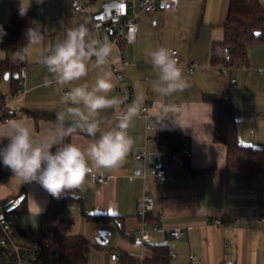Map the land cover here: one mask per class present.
Segmentation results:
<instances>
[{
	"label": "crops",
	"instance_id": "1",
	"mask_svg": "<svg viewBox=\"0 0 264 264\" xmlns=\"http://www.w3.org/2000/svg\"><path fill=\"white\" fill-rule=\"evenodd\" d=\"M83 1L90 4L91 11H96L100 2L105 0ZM229 1L218 0L219 24L208 21L205 26L217 27L221 32L211 35L210 39L207 37L202 46L195 47L192 55L184 54L171 45L168 47L178 51L179 65L190 83V87L182 92L163 98L157 95L151 87L157 73L150 67L147 57L149 50L163 45L164 36H160V44H157L158 40L154 39L157 31L152 25L158 26L162 19L164 30L169 16L180 17L183 13L181 2L176 11L156 10L142 14L148 17L143 27L139 25L138 41L121 46L129 62L128 66L122 68L125 74L123 88L132 89L134 93L127 104L134 100L142 102L141 116L129 129L135 141L134 147L119 169L98 170L86 179L82 188L74 190L78 201L65 208L61 219L51 226L63 235L81 234L90 242L88 264H118L112 260V254L141 260V246L136 235L135 239L124 235L122 228L126 234L130 232L132 235L140 230L139 203L145 194L154 199L151 218L157 220L158 226L185 230L179 240L168 239L160 233L153 234L149 246H165L171 254H177L175 258H168L166 264H264V225L257 223V217L264 214V173L227 169V148L215 142L213 108L204 100L206 95H220L229 91L231 101L239 111V142L264 156V43L252 45L248 50V62L239 63L232 69L235 82H231L211 61L212 44L224 39L221 25L226 18ZM260 2L264 4V0ZM71 3L72 0H45L42 5H37L33 0L32 20L35 25L43 27L44 35L39 44L28 45L31 56L24 63L26 84L21 86L18 78L14 77L18 71L10 74L8 80L0 76V102L3 99L8 102L11 120L23 121L38 144L49 142L59 133L57 121L44 118L43 114L56 116L58 111L63 110L60 103L62 90L43 85L50 74L39 63L41 51L63 39L67 29L75 27L78 18L89 21L86 16L71 15ZM18 4L19 0L0 2V25L4 27L9 24L10 10L18 7ZM106 38L110 41L109 34ZM177 40L180 46H184L190 41V36L182 32ZM4 58L5 52L0 46V60ZM119 62V51L115 49L112 63ZM192 62L197 64V68L189 76L187 69ZM99 74L98 69L89 65V74L84 79L91 84ZM18 87L22 95L10 99ZM109 95L122 98L117 87ZM147 105L148 111L144 112L143 108ZM164 112L168 113L169 122H164ZM112 115L111 109L101 113L105 121L111 120ZM149 125L154 129L148 130ZM106 129L107 125L102 126V130ZM164 129H173L183 137L181 147L189 155L191 168L177 167L171 162L167 154L168 142L162 135ZM8 131L6 123L0 122V136ZM65 142L86 147L93 141L87 134L77 132L65 138ZM7 143V138H4L0 147ZM139 151H146L149 158L146 161L138 160L135 155ZM153 155L158 156L159 168L167 175L163 185H157L151 176L142 178L134 175L136 169L156 167L152 161ZM3 170L0 202L23 192L28 195L24 205L14 215L15 228L40 230L41 217L48 209L51 194L38 182L22 184L9 168L4 166ZM99 176L107 177L108 183L99 184ZM100 216L110 219H92ZM215 220H221L222 224L214 225ZM192 255L196 257V262L191 260ZM46 260L48 264H59V256L56 255H49Z\"/></svg>",
	"mask_w": 264,
	"mask_h": 264
},
{
	"label": "clouds",
	"instance_id": "2",
	"mask_svg": "<svg viewBox=\"0 0 264 264\" xmlns=\"http://www.w3.org/2000/svg\"><path fill=\"white\" fill-rule=\"evenodd\" d=\"M44 2L35 0L37 5ZM32 3L33 0H19V16H27ZM6 35L0 25V43ZM26 35L29 44H39L43 39L40 29L35 27L29 28ZM114 50L115 45L107 38L99 39L86 24H79L67 29L63 39L41 51L39 63L50 74L43 85L62 90L63 110L56 113L58 135L44 144L34 141L30 128L23 121L6 122L9 131L0 136V143L4 138L8 143L0 147V161L22 184L38 182L59 198L66 190L82 188L96 171L117 170L124 164L135 143L129 129L141 116L142 102L134 100L126 105L127 96L109 95L120 80L112 70ZM30 56L27 46L11 53L13 61H24ZM147 57L150 67L157 73L151 83L152 90L161 98L190 87L174 51L158 46L149 50ZM89 65L100 73L91 84L84 79L89 74ZM79 81L84 82L77 84ZM161 108L163 112L164 106ZM108 109L113 115L111 120L105 121L101 113ZM104 125H107L106 130H102ZM77 132L87 134L93 142L86 147L65 142V138Z\"/></svg>",
	"mask_w": 264,
	"mask_h": 264
},
{
	"label": "trees",
	"instance_id": "3",
	"mask_svg": "<svg viewBox=\"0 0 264 264\" xmlns=\"http://www.w3.org/2000/svg\"><path fill=\"white\" fill-rule=\"evenodd\" d=\"M33 10L30 8L27 16L21 17L18 14V7H13L9 14V24L4 26L7 35L0 43L5 52V58L0 60V76L7 73L13 74L24 65V61H13L11 53L17 49L29 45L26 32L29 28L40 29L44 35L42 26L35 25ZM224 30V39L214 42L211 49L212 64L221 68L227 65L226 49H229L231 67L239 63L248 62V50L252 45L264 43V4L260 0H230L225 20L221 25ZM257 33H260L257 36ZM124 47L125 45H121ZM15 88L14 90H16ZM205 102L213 108L215 142L227 148V169L236 172L263 174L264 156L261 152L246 147L239 142L237 118L239 111L233 105L229 91L220 95H206ZM5 99L1 100L3 104ZM44 118L56 121V116L43 114ZM163 138L167 140L168 156L171 162L181 168H191L189 155L182 150L183 137L173 129H164ZM3 163L0 161V178L4 175ZM77 200L74 191H64L59 198L51 195V201L47 211L42 214V227L40 230L32 228H17L22 239L29 242L36 240L41 244L47 243L50 239L55 242V249L59 251V264H88V249L90 242L81 234L63 235L52 228L58 222L64 209L74 204ZM93 220L109 221L107 217H92ZM140 219V218H139ZM141 222V221H140ZM151 224H158L157 220L150 217ZM122 233L124 228H122ZM136 234H131L135 239ZM51 249L47 252L50 254ZM0 264H17L15 254L9 250H1ZM171 258V252L167 247L161 245L149 246L148 253L143 260H132L128 256L121 257V264H166ZM9 261V263H8Z\"/></svg>",
	"mask_w": 264,
	"mask_h": 264
},
{
	"label": "built area",
	"instance_id": "4",
	"mask_svg": "<svg viewBox=\"0 0 264 264\" xmlns=\"http://www.w3.org/2000/svg\"><path fill=\"white\" fill-rule=\"evenodd\" d=\"M180 0H139L137 2H130L128 0H105L100 2L96 11L90 10V4L83 0H72L71 3V15H83L89 18V21L85 23L89 29L99 39L106 38L109 34L110 42L115 45V49L119 51L120 62L118 64L112 63V70L120 77L117 89L122 94V97L127 96V103L133 98L134 93L132 89L123 88L125 83V74L123 67L129 65L128 60L122 53V44H134L139 38V18L142 14H149L156 10L164 11H176L179 7ZM175 52L176 58L179 62V53L175 49H171ZM226 52L227 65L220 68L221 72L229 77L231 82H235V78L231 75L233 67L229 65L230 56L229 49ZM197 64L192 62L187 73L191 76ZM262 73V70H259ZM26 67L23 65L18 70V81L21 86L26 84ZM22 90L18 87L11 95L10 99H16L22 95ZM124 105V106H126ZM144 112L148 111V105L143 108ZM166 116V117H165ZM165 117V118H164ZM164 122H169V115L167 112L162 113ZM12 119V113L9 110L8 102L0 104V122L6 123ZM154 127L149 125L148 130H153ZM161 140V139H160ZM159 141V139H158ZM167 149L169 148L168 144ZM134 147V146H133ZM138 160L146 161L149 158V154L146 151H139L136 153ZM134 175L142 178L151 176L157 185H163L167 181V175L164 171L157 167H150L146 169H136ZM97 181L101 185L108 183V178L105 176H99ZM26 193H20L16 196H11L2 202H0V250H9L15 254L17 264H48L46 260L49 255L59 256V251L55 249L54 240L50 239L47 243L41 244L36 240L29 242L22 241V238L18 234L17 228H15L14 215L18 212L27 200ZM154 199L149 194H145L139 203L138 217L141 221V228L136 234V240L140 244L139 258L143 260L148 253L149 243L154 233L164 234L168 239L179 240L184 234L185 230L181 227H175L172 229H163L157 224L150 223V217L154 211ZM257 223L264 225V214L257 217ZM221 220H215L214 225H221ZM127 236H131L130 232H127ZM51 249V253L47 252ZM171 257H177V254L172 253ZM112 260L121 264V257L117 254H112ZM1 259V256H0ZM191 260L196 262V257L191 256ZM9 263V261H8Z\"/></svg>",
	"mask_w": 264,
	"mask_h": 264
},
{
	"label": "rangeland",
	"instance_id": "5",
	"mask_svg": "<svg viewBox=\"0 0 264 264\" xmlns=\"http://www.w3.org/2000/svg\"><path fill=\"white\" fill-rule=\"evenodd\" d=\"M180 2L183 5V13L180 17L169 16L164 30L162 29V19H160L158 26L152 25L153 29L157 31H155L156 36H154V39L155 41L158 40L157 44H160V38L164 36L162 39L163 47L168 48L171 45V47L178 48L180 51L182 50L184 54L192 55L195 47L197 45L202 46L207 37L210 39L211 35L213 36L216 32H221L217 27H205L208 21H212L216 25L219 24L217 22L219 21V2L218 0H180ZM147 17V15L140 17L139 25L141 27H143V22ZM85 23H87L86 19L78 18L75 26ZM182 32H186L190 36V41L184 46H180L177 40Z\"/></svg>",
	"mask_w": 264,
	"mask_h": 264
},
{
	"label": "water",
	"instance_id": "6",
	"mask_svg": "<svg viewBox=\"0 0 264 264\" xmlns=\"http://www.w3.org/2000/svg\"><path fill=\"white\" fill-rule=\"evenodd\" d=\"M259 35H260V33H257V36H259ZM9 77H10V74L7 73V74L5 75V79L8 80ZM14 77H15V78H18V74L14 75ZM152 161H153L154 165H155L157 168L161 167L160 162H159V158H158L157 155H153V156H152ZM102 235L104 236L105 234H102Z\"/></svg>",
	"mask_w": 264,
	"mask_h": 264
}]
</instances>
